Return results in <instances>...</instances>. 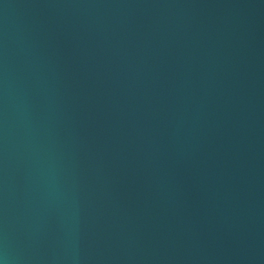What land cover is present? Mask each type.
I'll list each match as a JSON object with an SVG mask.
<instances>
[{
    "label": "water",
    "instance_id": "water-1",
    "mask_svg": "<svg viewBox=\"0 0 264 264\" xmlns=\"http://www.w3.org/2000/svg\"><path fill=\"white\" fill-rule=\"evenodd\" d=\"M0 264H264V0H0Z\"/></svg>",
    "mask_w": 264,
    "mask_h": 264
}]
</instances>
